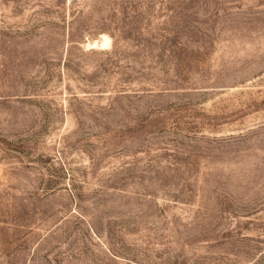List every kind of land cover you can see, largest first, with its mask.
<instances>
[{"label": "rangeland", "instance_id": "374dc122", "mask_svg": "<svg viewBox=\"0 0 264 264\" xmlns=\"http://www.w3.org/2000/svg\"><path fill=\"white\" fill-rule=\"evenodd\" d=\"M0 264H264V0H0Z\"/></svg>", "mask_w": 264, "mask_h": 264}, {"label": "bare ground", "instance_id": "6f19581e", "mask_svg": "<svg viewBox=\"0 0 264 264\" xmlns=\"http://www.w3.org/2000/svg\"><path fill=\"white\" fill-rule=\"evenodd\" d=\"M109 41H110V38L105 35L103 38V44L102 45L108 44Z\"/></svg>", "mask_w": 264, "mask_h": 264}]
</instances>
